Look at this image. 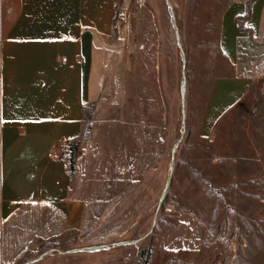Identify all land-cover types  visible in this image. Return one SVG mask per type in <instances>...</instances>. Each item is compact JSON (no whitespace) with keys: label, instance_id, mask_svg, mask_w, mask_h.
Wrapping results in <instances>:
<instances>
[{"label":"rangeland","instance_id":"obj_1","mask_svg":"<svg viewBox=\"0 0 264 264\" xmlns=\"http://www.w3.org/2000/svg\"><path fill=\"white\" fill-rule=\"evenodd\" d=\"M231 1L121 0L112 37L97 46L96 101L70 144L82 158L78 181H88L77 187L89 201L87 224L35 243L15 264H143V249L148 264H264L263 44H254L256 78L247 95L211 138L201 136L214 80L231 71L218 44ZM13 18L10 1L0 0V42ZM186 213L202 232L186 221L172 244H200L168 249L166 238ZM104 244L109 248L68 252Z\"/></svg>","mask_w":264,"mask_h":264},{"label":"crops","instance_id":"obj_2","mask_svg":"<svg viewBox=\"0 0 264 264\" xmlns=\"http://www.w3.org/2000/svg\"><path fill=\"white\" fill-rule=\"evenodd\" d=\"M9 1L14 18L0 42V264H15L35 243L87 224L89 201L77 187L88 181H78L81 167L71 170L70 144L82 135L83 107L96 101L97 46L106 47L112 37L121 5V0ZM246 9L245 0H232L221 14L218 44L231 71L216 77L210 90L201 121L205 138L256 78L251 54L255 43L264 45V0L253 3L242 30L236 18ZM186 221L202 232L199 220L186 213L166 238L168 249L200 244H172Z\"/></svg>","mask_w":264,"mask_h":264},{"label":"water","instance_id":"obj_3","mask_svg":"<svg viewBox=\"0 0 264 264\" xmlns=\"http://www.w3.org/2000/svg\"><path fill=\"white\" fill-rule=\"evenodd\" d=\"M178 45H179V47L181 49L182 59L185 62V54H184V51L182 49V44L180 42L179 37H178ZM185 83H186V76L184 75V78H183L182 83H181V93H182V101H183V113L185 112V109H184L185 108V96H184L185 95ZM183 135H184V132L182 133V136ZM181 141H182V137L174 145V148H173V156L175 155L176 149L179 146V144L181 143ZM171 169H173V167H171ZM171 178H172V173L169 175V177L167 179L166 186H165V189L163 191V194H162L160 203L163 201V199L165 198V196L167 194V190H168V187L170 185ZM138 241L139 240L126 241V242H118L117 244H119V245L134 244V243H136ZM108 248H109V246L106 245V244H104V245H96V246H91V247H80V248L75 247V248L70 249L68 252H76V251L95 252V251H100V250L108 249Z\"/></svg>","mask_w":264,"mask_h":264},{"label":"trees","instance_id":"obj_4","mask_svg":"<svg viewBox=\"0 0 264 264\" xmlns=\"http://www.w3.org/2000/svg\"><path fill=\"white\" fill-rule=\"evenodd\" d=\"M245 1H246V7H247L246 13L243 16H239V17L236 18V21H237L240 29H242V30L247 29L246 26H245V22L249 19L250 15H251V10H252L253 3L256 0H245ZM119 8H120V5H119ZM118 13H119V9H118ZM115 22H116V20H115ZM250 32H251V29H250ZM84 113H86V106L83 107V114ZM77 150H78L77 149V145H71V170L72 171L75 169V165H76V161H77V156H78ZM195 174L198 175V172H195ZM141 257L144 259L143 264H148L149 257H150V251H149V249H143V250H141Z\"/></svg>","mask_w":264,"mask_h":264},{"label":"built area","instance_id":"obj_5","mask_svg":"<svg viewBox=\"0 0 264 264\" xmlns=\"http://www.w3.org/2000/svg\"><path fill=\"white\" fill-rule=\"evenodd\" d=\"M0 74H1V70H0Z\"/></svg>","mask_w":264,"mask_h":264}]
</instances>
